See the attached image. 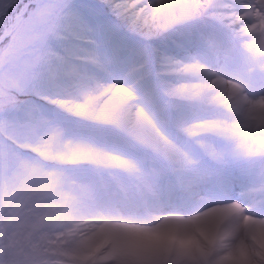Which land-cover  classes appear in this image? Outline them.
<instances>
[{"label":"snow or ice","instance_id":"snow-or-ice-1","mask_svg":"<svg viewBox=\"0 0 264 264\" xmlns=\"http://www.w3.org/2000/svg\"><path fill=\"white\" fill-rule=\"evenodd\" d=\"M0 264H264V0H0Z\"/></svg>","mask_w":264,"mask_h":264}]
</instances>
